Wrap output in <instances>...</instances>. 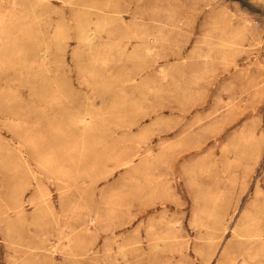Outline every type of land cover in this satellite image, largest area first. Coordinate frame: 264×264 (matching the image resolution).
Listing matches in <instances>:
<instances>
[{
    "label": "rangeland",
    "instance_id": "1",
    "mask_svg": "<svg viewBox=\"0 0 264 264\" xmlns=\"http://www.w3.org/2000/svg\"><path fill=\"white\" fill-rule=\"evenodd\" d=\"M0 79V264H264V0H0Z\"/></svg>",
    "mask_w": 264,
    "mask_h": 264
},
{
    "label": "bare ground",
    "instance_id": "2",
    "mask_svg": "<svg viewBox=\"0 0 264 264\" xmlns=\"http://www.w3.org/2000/svg\"><path fill=\"white\" fill-rule=\"evenodd\" d=\"M116 1V0H115ZM119 2V1H118ZM141 2V1H140ZM110 4V3H109ZM115 4V3H114ZM88 5V4H87ZM84 6V5H83ZM106 6H108V4L106 5ZM115 12V11H114ZM128 12V11H127ZM97 14V13H96ZM88 15V14H87ZM115 15V14H114ZM68 17V16H67ZM15 20V19H14ZM86 21V20H85ZM122 21V20H121ZM88 23V22H87ZM104 24V23H103ZM123 24V23H122ZM81 25V24H80ZM85 25V24H84ZM98 25V24H97ZM105 25V24H104ZM124 25V24H123ZM87 26V25H86ZM99 26V25H98ZM103 26V25H102ZM125 26V25H124ZM83 27V26H82ZM90 27V26H89ZM97 28V27H96ZM80 29H81V27H80ZM83 29V28H82ZM129 29V28H128ZM87 30V29H86ZM93 38V37H92ZM91 38V39H92ZM90 39V38H89ZM90 39V40H91ZM94 39V38H93ZM87 41V40H86ZM89 41V40H88ZM88 41H87V43H88ZM99 42V41H98ZM102 42V41H101ZM105 42V41H104ZM83 43V42H82ZM7 46V45H6ZM108 46V45H107ZM101 47V46H100ZM7 48V47H6ZM76 48V47H75ZM3 49H5L4 47H3ZM124 49V48H123ZM127 49V48H126ZM125 50V49H124ZM148 51H150V50H148ZM5 52V51H4ZM18 55V54H17ZM124 56V55H123ZM122 56V57H123ZM19 57V56H18ZM17 57V58H18ZM99 58V57H98ZM100 59V58H99ZM111 59H113V57L111 58ZM101 60V59H100ZM9 61V60H8ZM96 61V60H95ZM120 61V60H119ZM138 61V60H137ZM11 62V61H10ZM22 65V64H21ZM64 65V64H63ZM94 65H95V63H94ZM29 66V65H28ZM13 67V66H12ZM37 67V66H36ZM14 69V68H13ZM25 69V68H24ZM5 70V69H4ZM12 70V69H11ZM5 73H8V72H5ZM43 75V74H42ZM69 77V76H68ZM4 78V77H3ZM39 78V77H38ZM41 78V77H40ZM62 78V77H61ZM27 79V78H26ZM42 79H43V77H42ZM74 79V78H73ZM1 80V79H0ZM21 80V79H20ZM5 81H6V78H5ZM43 81V80H42ZM48 81H49V79H48ZM2 82H3V80H2ZM36 82H38V81H36ZM41 82V81H40ZM53 82V81H52ZM41 84V83H40ZM12 85V84H11ZM47 85V84H46ZM84 85V84H83ZM55 86V85H54ZM38 87V86H37ZM56 87V86H55ZM26 88V87H25ZM24 90V89H23ZM41 90V89H40ZM56 90H57V88H56ZM58 91V90H57ZM61 91V90H60ZM59 92V91H58ZM84 92V91H83ZM24 94V93H23ZM60 94V93H59ZM27 95V94H26ZM53 97V96H52ZM71 100V99H70ZM52 101V100H51ZM48 106V105H47ZM49 107V106H48ZM89 107V106H88ZM49 109V108H48ZM83 109V108H82ZM77 111V110H76ZM91 112V111H90ZM97 114V113H96ZM75 122V121H74ZM82 122V121H81ZM24 154V153H23ZM22 154V155H23ZM63 195V194H62ZM37 206V205H36ZM40 208L42 207V208H44L43 206H39ZM38 207V208H39ZM47 207V206H46ZM38 210V209H37ZM31 211V210H30ZM41 211V210H40ZM47 211V210H46ZM31 215V214H30ZM247 224V223H246ZM247 226H249L248 224H247ZM249 228V227H248ZM235 231H234V233H233V236H235V237H238V238H242V239H244V240H247L249 243H255L254 241H257V239L260 237V238H262L263 236L262 235H260L259 234V232H258V230L257 229H255V230H252V231H250V232H247V229L245 228V225L243 224V225H238L235 229H234ZM261 245H264L263 243L261 244ZM261 248H263V246L261 247ZM225 248H224V250H223V253H225ZM123 253V252H122ZM226 254V256H227V258H229V256H228V252L227 253H225ZM232 264H239L237 261H234ZM241 264H255V263H252V262H249L247 259L246 260H244Z\"/></svg>",
    "mask_w": 264,
    "mask_h": 264
}]
</instances>
